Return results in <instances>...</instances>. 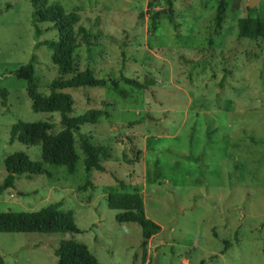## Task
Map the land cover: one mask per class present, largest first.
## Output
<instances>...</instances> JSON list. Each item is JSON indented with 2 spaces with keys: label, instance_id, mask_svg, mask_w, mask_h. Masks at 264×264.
Returning <instances> with one entry per match:
<instances>
[{
  "label": "rangeland",
  "instance_id": "rangeland-1",
  "mask_svg": "<svg viewBox=\"0 0 264 264\" xmlns=\"http://www.w3.org/2000/svg\"><path fill=\"white\" fill-rule=\"evenodd\" d=\"M224 6L221 22L214 16ZM76 18L73 26L97 35L87 50L73 54V71L86 65L96 78L119 75L144 86L123 83L120 97L109 84L66 89L71 117L89 109L108 113L79 133L107 149L104 172L83 169L75 134L74 172L44 165L47 178L18 177L14 190L0 194V213L34 212L58 203L72 215L74 233H0L2 264H55L60 241L83 244L98 264H264V39L237 37L245 0H56ZM251 15L264 17V4ZM176 29L168 23L164 9ZM256 10V11H255ZM158 12L148 31V16ZM28 0H0V183L4 159L16 152L39 161V145L9 143L17 121H47L60 130L56 113H33L26 83L14 73L36 56V92L48 94L58 76L46 47L33 49ZM38 41L56 39L50 23L37 25ZM70 75L64 76L69 78ZM125 187L120 190L112 176ZM85 183L84 190L80 187ZM137 192L144 215L159 227L146 241L142 260L140 228L114 221L106 198ZM20 192L22 195H17ZM223 240L228 242L224 253Z\"/></svg>",
  "mask_w": 264,
  "mask_h": 264
},
{
  "label": "trees",
  "instance_id": "trees-1",
  "mask_svg": "<svg viewBox=\"0 0 264 264\" xmlns=\"http://www.w3.org/2000/svg\"><path fill=\"white\" fill-rule=\"evenodd\" d=\"M31 6V24L33 25V38L35 43L33 49L46 47L51 51L50 61L55 66L58 76L51 80L48 85V94L42 96L36 92L35 80L33 77V65L36 56L32 54L28 62L20 67L15 77L26 83V95L30 101V110L33 113H56L60 117V130L54 134L49 133L51 125L47 121L26 123L17 121L9 130V143L18 142L26 146L39 145V161H30L26 154L21 152L13 153L4 159L5 177L0 183V194L6 190H14V181L18 177L30 180L32 176L42 175L47 178L51 173L44 168V165L62 166L68 174L74 172L77 156L74 149V138L78 137V148L83 155V169L89 171L104 172L101 158H106L108 151L103 146H94L89 142L86 135L79 133L81 126L95 124L99 118H106L108 113L100 109H89L83 114L71 117L68 114L72 110V97L63 92L66 89L80 87L100 88L109 84L110 89L120 97H126L127 93L119 87L123 83L136 90L144 89L138 81L119 75L117 79L104 80L96 78L92 70L85 66L82 71H73V54L75 50L83 45L90 47L97 35H92L83 27H77L76 32L73 26L76 18L67 14L64 9L56 3V0H28ZM246 7V15L237 20V37L256 41L264 39V17L252 16L251 10ZM166 19L173 29L176 24L171 18L170 10L164 9ZM224 6L219 2L214 16V23L218 25L222 20ZM159 13L155 12L148 16V31L153 33L157 27ZM50 23L56 31L55 40L38 41L41 30L38 24ZM70 75L69 78L64 76ZM1 104L5 107L6 92L0 91ZM112 176V174L110 175ZM113 181L120 190L125 185L118 178L112 176ZM86 185L80 187L84 190ZM92 187V186H91ZM17 195H22L16 192ZM106 206L109 210L116 211L114 221L117 223H134L140 228L142 260L144 259L146 241L159 232V227L147 219L144 215L140 195L137 192L125 193L116 192L109 194L106 198ZM58 203L40 208L34 212H4L0 213V233H74L80 231L73 223L69 211L59 210ZM228 242L223 240L224 253ZM55 264H98L83 244L73 241H60L53 252ZM0 264L2 261L0 259Z\"/></svg>",
  "mask_w": 264,
  "mask_h": 264
},
{
  "label": "crops",
  "instance_id": "crops-1",
  "mask_svg": "<svg viewBox=\"0 0 264 264\" xmlns=\"http://www.w3.org/2000/svg\"><path fill=\"white\" fill-rule=\"evenodd\" d=\"M245 1L247 2V1H249V0H245ZM262 2H263V4H264V0H257V7H256L255 9H258V7H259V5H260L259 3H262ZM254 3H256V2H253V4H254ZM245 6H246V5H245ZM249 9H251V8H249ZM255 11H256V10H255ZM254 13H255V12H253V15H252V16H255Z\"/></svg>",
  "mask_w": 264,
  "mask_h": 264
},
{
  "label": "water",
  "instance_id": "water-1",
  "mask_svg": "<svg viewBox=\"0 0 264 264\" xmlns=\"http://www.w3.org/2000/svg\"><path fill=\"white\" fill-rule=\"evenodd\" d=\"M253 2L257 3V0H249V3L247 5L248 8H252Z\"/></svg>",
  "mask_w": 264,
  "mask_h": 264
}]
</instances>
